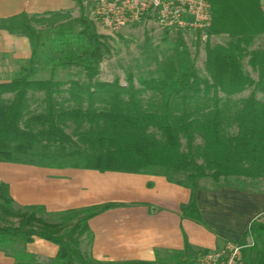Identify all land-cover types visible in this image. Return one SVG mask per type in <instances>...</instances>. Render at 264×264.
Segmentation results:
<instances>
[{
	"label": "trees",
	"instance_id": "16d2710c",
	"mask_svg": "<svg viewBox=\"0 0 264 264\" xmlns=\"http://www.w3.org/2000/svg\"><path fill=\"white\" fill-rule=\"evenodd\" d=\"M210 3L207 35L230 41L207 45L209 79L201 81L180 38L184 50L178 59L161 78L142 79L139 87L132 80L127 86L98 80L111 48L84 12L77 19L58 12L0 20L1 31L27 38L32 51L20 71L0 83V163L162 176L192 191L181 213L199 224L201 180L263 178L264 101L256 92L264 90V41L257 51L249 47L264 38V15L259 0ZM246 58L258 82L245 72ZM73 68L83 81L56 78L58 71ZM43 72L50 75L38 78ZM251 88L248 97L234 99ZM111 207L68 211L62 214L69 217L52 223L43 208L16 207L9 186L1 184L0 252L14 264H36L27 246L40 239L59 248L56 264H114L94 261L82 247L92 238L89 220ZM249 237L254 247L244 251V264H264V222L255 221L244 240ZM176 255L187 256L178 264L192 258Z\"/></svg>",
	"mask_w": 264,
	"mask_h": 264
},
{
	"label": "crops",
	"instance_id": "0c3cea01",
	"mask_svg": "<svg viewBox=\"0 0 264 264\" xmlns=\"http://www.w3.org/2000/svg\"><path fill=\"white\" fill-rule=\"evenodd\" d=\"M79 3V0H0V20L23 13L29 16L58 12L81 15L84 10ZM259 4L264 15V0H259ZM31 53L27 38L0 30V83L9 82L30 59ZM43 73L38 74V78L50 75ZM226 183L223 181L211 188L200 185L196 191L203 220L199 224L184 219L181 213L190 203L192 191L162 176L0 163V185L9 186L10 196L18 208H43L45 214L51 216L112 205L88 222L92 238L86 244V251L100 263L158 264L164 255L199 254L220 250L228 243L246 242L250 237L244 240L245 234L264 214V199L253 190L242 191ZM225 210L237 211L241 216L239 224L233 216L229 222L219 219L221 228L218 230L210 228L207 212L224 216ZM186 243L191 250L185 251ZM27 251L37 261H55L59 248L35 239L27 246ZM0 264H14V259L0 252Z\"/></svg>",
	"mask_w": 264,
	"mask_h": 264
},
{
	"label": "rangeland",
	"instance_id": "374dc122",
	"mask_svg": "<svg viewBox=\"0 0 264 264\" xmlns=\"http://www.w3.org/2000/svg\"><path fill=\"white\" fill-rule=\"evenodd\" d=\"M80 15L71 16L72 19L79 18ZM97 32L101 35L108 37V43L111 48V54L108 56L100 65V75L98 80L101 82L113 83L118 81L122 86H127L129 81L132 80L136 87H139V81L142 79H157L163 76V70L166 69L167 64L170 61H176L178 59L177 53L183 52L184 46L188 52V59L196 68L197 74L201 81L208 80L209 75L206 67V47L226 45L230 39L227 37H209L206 33L198 32H185V33H171L165 31L153 24H142L132 28L123 29L119 32H110L101 27H96ZM182 38L184 44L181 45L179 42ZM264 38H256L251 46L250 51H257L262 48ZM248 58L243 60V68L247 74L255 81H259L258 73L254 72L248 64ZM78 70L73 68L72 70H61L58 71L55 76L60 80H84L83 76L77 75ZM43 73L42 75H44ZM48 75L46 72L45 76ZM264 88V82L263 86ZM253 88L246 90L242 94L235 96L234 99H243L248 97ZM258 100L264 101V90H258L256 92ZM197 140V144L200 143ZM185 145V142L183 141ZM242 179H229L226 181V186H235L240 190H253L260 195L261 199H264V177L257 180V182L250 180V182L242 183ZM223 182V181H222ZM200 185L204 187H214L215 184L210 178L201 180ZM257 209L254 210V212ZM209 211V209H207ZM206 212V211H205ZM225 215H213L212 212L208 214V224L213 230H218L220 227L219 219H225L231 221L233 216L236 218V223L239 224L241 216L238 212L232 210H225ZM251 212V211H250ZM246 215L244 214L243 217ZM48 220L52 223L57 221L59 218L62 220L65 217H69L66 214L48 215ZM59 219V220H60ZM16 224V220H12ZM259 222H264V214L259 219ZM71 226V224H70ZM88 245V241H87ZM83 250L86 251V244L82 245ZM195 253V252H194ZM190 253V255L194 254ZM251 255V256H250ZM177 255L171 254L170 256H163L168 259L163 261L160 259L158 264H178L187 260L186 255L175 257ZM249 256L254 258L252 253ZM36 260V258H35ZM180 261V262H179ZM36 264H56L55 261H37Z\"/></svg>",
	"mask_w": 264,
	"mask_h": 264
},
{
	"label": "built area",
	"instance_id": "2783aa9c",
	"mask_svg": "<svg viewBox=\"0 0 264 264\" xmlns=\"http://www.w3.org/2000/svg\"><path fill=\"white\" fill-rule=\"evenodd\" d=\"M97 27L119 32L153 24L171 33H206L213 24L210 0H79ZM254 241L228 243L220 250L192 254L189 264H244V251Z\"/></svg>",
	"mask_w": 264,
	"mask_h": 264
}]
</instances>
